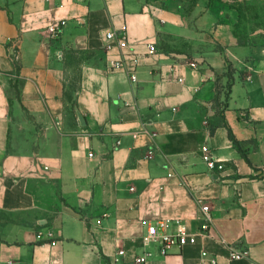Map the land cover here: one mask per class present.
Masks as SVG:
<instances>
[{
  "label": "crops",
  "instance_id": "obj_1",
  "mask_svg": "<svg viewBox=\"0 0 264 264\" xmlns=\"http://www.w3.org/2000/svg\"><path fill=\"white\" fill-rule=\"evenodd\" d=\"M236 21L210 0H0V264H115L120 248L119 264H200L203 250L264 264V41L240 44ZM124 25L129 47L109 49ZM13 58L25 82L12 104ZM178 220L196 243L162 254L143 239ZM235 243L247 257L230 260Z\"/></svg>",
  "mask_w": 264,
  "mask_h": 264
},
{
  "label": "built area",
  "instance_id": "obj_2",
  "mask_svg": "<svg viewBox=\"0 0 264 264\" xmlns=\"http://www.w3.org/2000/svg\"><path fill=\"white\" fill-rule=\"evenodd\" d=\"M53 32H57V29H52ZM106 38L108 40L107 47L109 49H112L114 47H118L120 49H124L129 47L128 43V36L126 34V26L124 25L121 29L116 30L113 29L106 34ZM157 50V47L154 44H149V51L150 53H155ZM136 59V58H135ZM124 59H119L115 63H113V66L115 68L122 67L125 64ZM192 66H196V63H192ZM130 80L136 82L138 80V76L135 71H133L130 74ZM128 104V103H127ZM119 142V141H118ZM202 157L206 161L209 169L211 171H221L224 169V163L221 162L219 159H217L214 155H212L209 147L207 144H204L201 148ZM90 156H93V152L90 153ZM150 154L147 155L149 157ZM133 189V188H132ZM200 232L204 234H209L210 230L213 225V216L211 214V207L209 204L200 202ZM100 222V221H99ZM37 238L41 239L42 234L38 233ZM143 239L146 242H156L161 241L162 242V248L161 253L167 254L168 253V247L171 246H179L183 247L187 244H194L197 242V233L192 232L189 227L182 223L180 220H178V228L175 233L168 234L161 232L157 224H148V229L146 234H144ZM223 242L224 239H223ZM229 257L230 260H236L241 259L248 256V250L241 247L240 244H229ZM126 251L123 248H120L113 260L115 264L123 263L124 257H125ZM209 257V261L211 264H219V260L215 255H212L208 250L202 251V261L200 264H204L205 259ZM148 258L147 254L143 255H137L134 258L135 264H145L146 260Z\"/></svg>",
  "mask_w": 264,
  "mask_h": 264
},
{
  "label": "trees",
  "instance_id": "obj_3",
  "mask_svg": "<svg viewBox=\"0 0 264 264\" xmlns=\"http://www.w3.org/2000/svg\"><path fill=\"white\" fill-rule=\"evenodd\" d=\"M210 1H211V3H214L216 1L223 3V0H210ZM251 3H255V0H243V1H241V3H238V6L226 3L227 6H229L230 8L234 9L237 12V21L234 23V31H235V34L237 35L239 43L242 45H255V44L259 43V42H250L249 40L242 38V36L239 32V27H240L241 21L245 18L244 13H243V5L244 4L249 5ZM13 61H14V72H13V76L10 78L9 87H8V93H9L10 101L12 104H13L14 100L21 101L22 87H23L24 82H25V80L23 78H21V76H20L21 63L16 58H13ZM231 68L232 67L229 64L227 74L230 77V81H231V79H233V74H232ZM230 89H231V82H229V84L227 86V90L225 93V99L222 101L221 96H220L221 91L219 90V85L217 84L216 96H215L214 102L216 103V106L218 107V111L220 108H222V110H223L227 106L228 98L230 96ZM28 115H29V113H28ZM223 125H226V122H225L224 114L221 111H219L218 121H216V123L212 122L211 119L209 118V127L212 131H214L218 126H223ZM229 132H230L231 139L235 142V144L238 146L240 151L246 156V152L242 148L241 142L235 137V135L231 129H229Z\"/></svg>",
  "mask_w": 264,
  "mask_h": 264
},
{
  "label": "rangeland",
  "instance_id": "obj_4",
  "mask_svg": "<svg viewBox=\"0 0 264 264\" xmlns=\"http://www.w3.org/2000/svg\"><path fill=\"white\" fill-rule=\"evenodd\" d=\"M188 1L193 2L196 0ZM241 1L243 0H223V3L238 6V3H241ZM243 13L245 18L241 21L239 27L242 38L250 42H262L264 40V0H255V3L249 5L244 4ZM8 218L18 220L19 214H8Z\"/></svg>",
  "mask_w": 264,
  "mask_h": 264
}]
</instances>
